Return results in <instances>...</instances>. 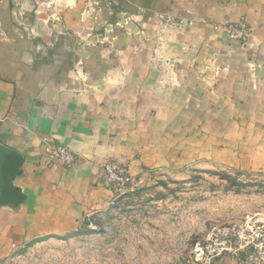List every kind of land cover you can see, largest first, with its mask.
I'll list each match as a JSON object with an SVG mask.
<instances>
[{"label":"rangeland","instance_id":"1","mask_svg":"<svg viewBox=\"0 0 264 264\" xmlns=\"http://www.w3.org/2000/svg\"><path fill=\"white\" fill-rule=\"evenodd\" d=\"M74 3L82 4L79 19L85 25L77 31L56 27L63 15L55 6ZM29 5L32 20H43L50 38L62 31L71 36L72 83L94 86L103 79L115 85L129 79L139 59L117 57L123 51L120 38L126 51L151 52L150 66L160 70L165 84L179 86L177 70L185 65L197 70V45L180 42L200 20L191 12L169 6L149 10L138 0H34ZM240 21L250 30L246 40L232 36ZM17 27L20 36L37 33L29 22ZM211 27L241 50L250 45L253 31L245 17ZM171 43L172 52L179 50L176 58L167 54ZM207 60L210 67L214 60ZM106 63L108 72L97 79L90 75ZM196 77L203 79L198 72ZM195 99L186 94L162 112L150 111L156 124L143 114L139 123H127L126 135L141 132L143 139L135 140L130 161L108 157L97 164L108 192L102 204L77 208V217L68 220L48 218L57 206L46 202L42 225L15 232L2 219L0 264H264V124L258 108L241 101L202 106ZM46 143L48 148L54 142ZM66 148L78 159L70 168L77 167L82 158Z\"/></svg>","mask_w":264,"mask_h":264},{"label":"crops","instance_id":"2","mask_svg":"<svg viewBox=\"0 0 264 264\" xmlns=\"http://www.w3.org/2000/svg\"><path fill=\"white\" fill-rule=\"evenodd\" d=\"M33 1L0 0V144L16 155L0 169L11 194L0 198V223L5 219L14 232L20 226L42 225L46 202L57 206L48 211V218L68 220L77 217V208L84 211L102 204L103 193L108 192L97 164L108 157L130 161L135 140L143 139L141 132L127 136V123H139L143 114L156 124V116L152 119L149 112L158 108L162 112L161 108L176 104L181 97L184 101L186 94L196 96L202 106H236L241 101L258 108L256 115L264 124V0H182L176 5L170 0H138L149 10L169 6L200 19L181 37L180 42L197 45L199 62L196 72L186 65L177 70L179 86L165 84L160 70L150 66V51H126L121 38L118 45L123 51L117 57L122 53L127 60L139 59L133 62L129 79L115 85L103 79L94 86L72 83L75 50L71 36L62 31L50 38L43 20H32L27 8ZM55 8L63 15L54 22L56 27L77 31L85 25L79 19L82 4ZM241 17L253 31L246 50L211 27L212 22ZM22 21L31 23L37 33L18 35L17 24ZM172 44L167 54L176 58L179 50L173 46L172 52ZM207 59L214 60L210 67ZM254 64L258 67L250 70ZM108 68V63L102 64L90 75L97 79ZM197 72L203 79L196 77ZM46 139L68 147L82 163L72 169L52 163Z\"/></svg>","mask_w":264,"mask_h":264},{"label":"built area","instance_id":"3","mask_svg":"<svg viewBox=\"0 0 264 264\" xmlns=\"http://www.w3.org/2000/svg\"><path fill=\"white\" fill-rule=\"evenodd\" d=\"M235 29H236V35H232V36H235L236 38H240L242 40H246L248 38L250 30L243 21H240L236 25ZM46 141L48 140L46 139ZM46 150L48 153L47 157L52 163L60 164L63 165L64 167L70 168L78 161V159L72 155L70 150H68L65 146H62L60 144L52 143L51 146H48ZM112 167H116V166L112 165ZM107 168H109V166Z\"/></svg>","mask_w":264,"mask_h":264},{"label":"water","instance_id":"4","mask_svg":"<svg viewBox=\"0 0 264 264\" xmlns=\"http://www.w3.org/2000/svg\"><path fill=\"white\" fill-rule=\"evenodd\" d=\"M16 157L15 152L8 147L0 144V169ZM10 190L6 182L0 176V198L10 197Z\"/></svg>","mask_w":264,"mask_h":264}]
</instances>
